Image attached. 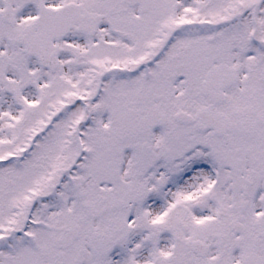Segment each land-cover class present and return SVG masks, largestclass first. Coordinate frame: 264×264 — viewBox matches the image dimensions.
<instances>
[{
  "label": "snow or ice",
  "instance_id": "6c2138e0",
  "mask_svg": "<svg viewBox=\"0 0 264 264\" xmlns=\"http://www.w3.org/2000/svg\"><path fill=\"white\" fill-rule=\"evenodd\" d=\"M0 264H264V0H0Z\"/></svg>",
  "mask_w": 264,
  "mask_h": 264
}]
</instances>
